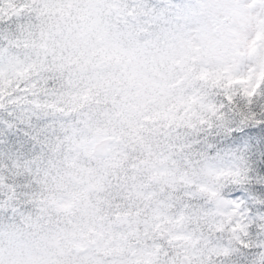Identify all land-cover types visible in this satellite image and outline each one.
I'll return each mask as SVG.
<instances>
[{"label":"snow or ice","instance_id":"obj_1","mask_svg":"<svg viewBox=\"0 0 264 264\" xmlns=\"http://www.w3.org/2000/svg\"><path fill=\"white\" fill-rule=\"evenodd\" d=\"M0 264H264V0H0Z\"/></svg>","mask_w":264,"mask_h":264}]
</instances>
